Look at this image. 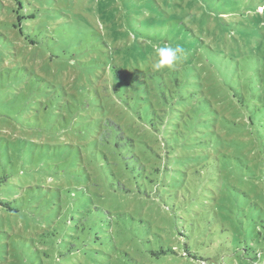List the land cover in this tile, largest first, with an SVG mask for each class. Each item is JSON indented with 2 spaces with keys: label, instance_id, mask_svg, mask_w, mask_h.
<instances>
[{
  "label": "rangeland",
  "instance_id": "1",
  "mask_svg": "<svg viewBox=\"0 0 264 264\" xmlns=\"http://www.w3.org/2000/svg\"><path fill=\"white\" fill-rule=\"evenodd\" d=\"M0 264H264V0H0Z\"/></svg>",
  "mask_w": 264,
  "mask_h": 264
},
{
  "label": "clouds",
  "instance_id": "2",
  "mask_svg": "<svg viewBox=\"0 0 264 264\" xmlns=\"http://www.w3.org/2000/svg\"><path fill=\"white\" fill-rule=\"evenodd\" d=\"M184 56V49L180 45L156 47L153 58V70L159 71L164 67H171Z\"/></svg>",
  "mask_w": 264,
  "mask_h": 264
},
{
  "label": "trees",
  "instance_id": "3",
  "mask_svg": "<svg viewBox=\"0 0 264 264\" xmlns=\"http://www.w3.org/2000/svg\"><path fill=\"white\" fill-rule=\"evenodd\" d=\"M113 125H115L118 129H119V126L118 125H116V124H114V123H112ZM163 253H166V251H162ZM173 253V252H172Z\"/></svg>",
  "mask_w": 264,
  "mask_h": 264
}]
</instances>
